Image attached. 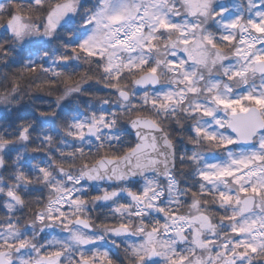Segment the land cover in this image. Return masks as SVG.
<instances>
[{"label": "snow or ice", "instance_id": "obj_1", "mask_svg": "<svg viewBox=\"0 0 264 264\" xmlns=\"http://www.w3.org/2000/svg\"><path fill=\"white\" fill-rule=\"evenodd\" d=\"M0 264H264V0H0Z\"/></svg>", "mask_w": 264, "mask_h": 264}]
</instances>
